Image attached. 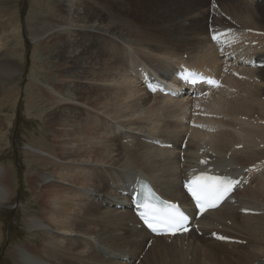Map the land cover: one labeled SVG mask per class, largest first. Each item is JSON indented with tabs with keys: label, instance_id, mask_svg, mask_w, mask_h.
Segmentation results:
<instances>
[{
	"label": "bare ground",
	"instance_id": "1",
	"mask_svg": "<svg viewBox=\"0 0 264 264\" xmlns=\"http://www.w3.org/2000/svg\"><path fill=\"white\" fill-rule=\"evenodd\" d=\"M49 1L32 0L30 14H43L32 9L42 5L52 12ZM61 2L66 13L51 21L48 32L66 33L74 43L64 48L62 41L56 77L41 88L38 99L51 148L31 147L28 154L32 157L28 161H37L40 167L37 178L41 189L36 211L25 214L24 224L30 239L40 242L26 240L10 253L18 264H135L150 235L143 228L130 226L138 223L130 211L107 205L125 201L118 190L125 189L129 172L152 180L165 198L187 204L179 185L176 153L170 151L160 159L143 140L156 136L178 148L187 127L177 117L155 118L151 110L159 98L143 93L139 82L129 76V69L144 64L164 76L181 61L199 67L210 64L208 0H149L144 23L119 26L106 22L110 19L105 15L108 6L102 11L97 7L108 0ZM217 3L221 16L217 24L264 30V4L242 0ZM110 15L112 18L114 13ZM34 25L28 26L33 35ZM10 64L0 65V71L17 72ZM255 74L258 83L244 85L242 97L223 105L229 117L222 123L224 130L209 136L216 153L214 164L223 169L237 171L264 159V147H259L264 144V127L238 119L239 115L254 114L264 119V69ZM139 115L144 123L136 137L128 127L139 121ZM118 127L122 130L117 131ZM240 144L242 149H234ZM228 151L231 155L226 159ZM13 194L8 174L0 167V204ZM236 197L241 207L261 213L242 215L238 213L241 207L222 205L198 223L205 234L207 226L221 225L246 245L190 234L185 248L158 237L138 264H264V172L253 175Z\"/></svg>",
	"mask_w": 264,
	"mask_h": 264
},
{
	"label": "rangeland",
	"instance_id": "2",
	"mask_svg": "<svg viewBox=\"0 0 264 264\" xmlns=\"http://www.w3.org/2000/svg\"><path fill=\"white\" fill-rule=\"evenodd\" d=\"M49 2L52 12L43 5L32 8L43 13L37 16L30 14L32 0H0V65L12 63L18 70H10V74L0 71V167L7 172L14 191L0 204V264H18L10 253L18 244L40 242L30 239L24 224L25 214L36 211L41 189L37 178L40 167L37 161H28L32 158L28 154L31 147L51 148L38 99L41 88L56 77L62 41L64 48L74 43L66 33L48 32L51 21L66 13L61 0ZM99 5L100 11L108 6L105 15L110 19L106 22L141 25L149 0H108L103 7ZM30 23L37 24L34 35Z\"/></svg>",
	"mask_w": 264,
	"mask_h": 264
},
{
	"label": "snow or ice",
	"instance_id": "3",
	"mask_svg": "<svg viewBox=\"0 0 264 264\" xmlns=\"http://www.w3.org/2000/svg\"><path fill=\"white\" fill-rule=\"evenodd\" d=\"M211 83L215 82L212 81ZM199 179L203 180L204 183L198 184L195 189L188 186V190L196 200L198 206L208 202L211 197L220 198L228 191L224 187V182L219 178L201 177ZM211 206L215 205L212 204ZM139 207L142 209L140 216L150 227H152L153 223H158L166 230H173L171 231L173 235L176 231L183 228V223L187 219L186 216L177 210V206L174 204H168L164 209H159L145 202L139 205ZM153 231H157V229L153 228Z\"/></svg>",
	"mask_w": 264,
	"mask_h": 264
}]
</instances>
